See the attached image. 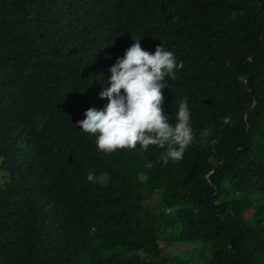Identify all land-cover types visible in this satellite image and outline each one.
<instances>
[{"label": "trees", "instance_id": "16d2710c", "mask_svg": "<svg viewBox=\"0 0 264 264\" xmlns=\"http://www.w3.org/2000/svg\"><path fill=\"white\" fill-rule=\"evenodd\" d=\"M134 40L183 61L162 104L174 124L188 98L180 162L77 124ZM200 263L264 264V0H0V264Z\"/></svg>", "mask_w": 264, "mask_h": 264}, {"label": "clouds", "instance_id": "9594fccd", "mask_svg": "<svg viewBox=\"0 0 264 264\" xmlns=\"http://www.w3.org/2000/svg\"><path fill=\"white\" fill-rule=\"evenodd\" d=\"M125 50L109 69V87L100 92L107 99L102 109L89 108L85 119L77 121L80 130L96 137V147L105 154L117 150H133L139 145L147 151L149 146L166 149L160 160L180 162L195 141L191 126L188 98L179 103L175 123L169 124L163 113V90L170 88L168 78L175 80L177 72L184 67L172 51L161 44L154 53L142 49L140 40ZM224 125L232 126V116L222 117ZM208 131L202 133L207 136ZM146 167L151 168L149 163ZM95 182L94 174L87 175Z\"/></svg>", "mask_w": 264, "mask_h": 264}, {"label": "rangeland", "instance_id": "374dc122", "mask_svg": "<svg viewBox=\"0 0 264 264\" xmlns=\"http://www.w3.org/2000/svg\"><path fill=\"white\" fill-rule=\"evenodd\" d=\"M194 248H195V246H185V245L165 246V256L170 258V259H172V258L189 259L190 256L193 254ZM198 248L202 251L204 250V248L201 246H199ZM205 255L208 257V253H205Z\"/></svg>", "mask_w": 264, "mask_h": 264}]
</instances>
